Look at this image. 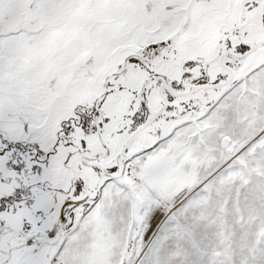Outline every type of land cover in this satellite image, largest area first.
<instances>
[{"label": "snow or ice", "instance_id": "6c2138e0", "mask_svg": "<svg viewBox=\"0 0 264 264\" xmlns=\"http://www.w3.org/2000/svg\"><path fill=\"white\" fill-rule=\"evenodd\" d=\"M0 264H264V0H0Z\"/></svg>", "mask_w": 264, "mask_h": 264}]
</instances>
